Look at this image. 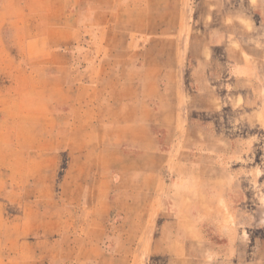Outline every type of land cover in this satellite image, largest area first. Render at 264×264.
I'll use <instances>...</instances> for the list:
<instances>
[{
  "label": "rangeland",
  "instance_id": "rangeland-1",
  "mask_svg": "<svg viewBox=\"0 0 264 264\" xmlns=\"http://www.w3.org/2000/svg\"><path fill=\"white\" fill-rule=\"evenodd\" d=\"M0 264H264V0H0Z\"/></svg>",
  "mask_w": 264,
  "mask_h": 264
}]
</instances>
